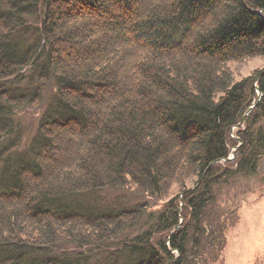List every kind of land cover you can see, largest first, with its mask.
<instances>
[{"label": "trees", "instance_id": "obj_1", "mask_svg": "<svg viewBox=\"0 0 264 264\" xmlns=\"http://www.w3.org/2000/svg\"><path fill=\"white\" fill-rule=\"evenodd\" d=\"M255 56L264 0H0V264H213L230 220L204 224L215 186L264 163V69L227 67ZM50 80L24 144L16 114ZM174 183L153 222L98 198Z\"/></svg>", "mask_w": 264, "mask_h": 264}, {"label": "rangeland", "instance_id": "obj_2", "mask_svg": "<svg viewBox=\"0 0 264 264\" xmlns=\"http://www.w3.org/2000/svg\"><path fill=\"white\" fill-rule=\"evenodd\" d=\"M227 67L233 72L235 80L239 81L264 69V56L231 61L227 63ZM55 90V83L52 80L47 81L43 102L17 112L16 118L22 129L24 144L35 135L40 118ZM238 129L233 128V136ZM236 149L237 146L231 148L230 158L235 156ZM198 181L197 175H194L187 179L184 185L186 188H194ZM180 189L181 186L174 183L165 197H147L135 193L134 189L129 187L101 191L98 198H102V202L120 207L147 203L146 220L153 222L165 203L180 193ZM213 195L215 199L213 203H209L204 224L226 214L230 220L226 224V245L222 254L214 260L215 252L211 250L206 253L207 256L213 264H264V163L258 167L255 175L223 180L215 186ZM141 230L139 225L128 230V233L137 234Z\"/></svg>", "mask_w": 264, "mask_h": 264}, {"label": "water", "instance_id": "obj_3", "mask_svg": "<svg viewBox=\"0 0 264 264\" xmlns=\"http://www.w3.org/2000/svg\"><path fill=\"white\" fill-rule=\"evenodd\" d=\"M257 91H258V94H259V97H260L262 93L260 92V90L258 88H257Z\"/></svg>", "mask_w": 264, "mask_h": 264}]
</instances>
